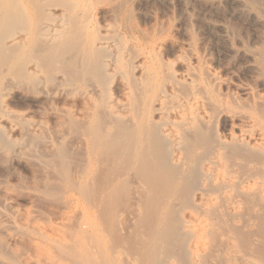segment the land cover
Here are the masks:
<instances>
[{"label":"bare ground","instance_id":"bare-ground-1","mask_svg":"<svg viewBox=\"0 0 264 264\" xmlns=\"http://www.w3.org/2000/svg\"><path fill=\"white\" fill-rule=\"evenodd\" d=\"M128 2L0 0V264H264V38L237 82Z\"/></svg>","mask_w":264,"mask_h":264},{"label":"rangeland","instance_id":"rangeland-1","mask_svg":"<svg viewBox=\"0 0 264 264\" xmlns=\"http://www.w3.org/2000/svg\"><path fill=\"white\" fill-rule=\"evenodd\" d=\"M128 3L134 21L151 22L147 25L163 22L171 26L179 41L183 40L182 29L187 30L213 67L237 82L246 78L243 68L247 60L242 49L256 47L264 38V16L247 0H129ZM14 168L22 173L17 165ZM10 179L13 182L16 177ZM27 201L21 198L15 204L24 209L30 206Z\"/></svg>","mask_w":264,"mask_h":264}]
</instances>
